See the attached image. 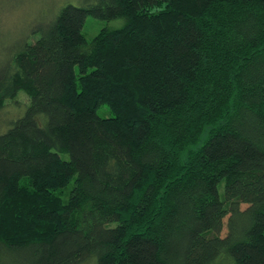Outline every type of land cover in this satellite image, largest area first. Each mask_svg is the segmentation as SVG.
<instances>
[{"label": "trees", "instance_id": "trees-1", "mask_svg": "<svg viewBox=\"0 0 264 264\" xmlns=\"http://www.w3.org/2000/svg\"><path fill=\"white\" fill-rule=\"evenodd\" d=\"M41 30L0 67V111L30 97L0 133V264H264V0L68 3Z\"/></svg>", "mask_w": 264, "mask_h": 264}, {"label": "rangeland", "instance_id": "rangeland-1", "mask_svg": "<svg viewBox=\"0 0 264 264\" xmlns=\"http://www.w3.org/2000/svg\"><path fill=\"white\" fill-rule=\"evenodd\" d=\"M98 0H0V67L7 61L10 53L17 43L27 39L34 41L42 34V28L48 24L68 4L86 6ZM124 24L123 19L111 21L89 18L84 34L87 40H92L102 28H120ZM71 38L66 35V40ZM30 104L27 92L20 90L16 97L8 99L4 108L0 111V127L4 126L5 132L12 126L14 121L24 115ZM102 116H110L111 111L107 106L100 108ZM2 130V129H1ZM67 158V155H64ZM67 194V193H66ZM65 199H67V195ZM228 217L225 219L227 223ZM224 233H226V226ZM89 264V263H84ZM212 264H235L227 255H220Z\"/></svg>", "mask_w": 264, "mask_h": 264}]
</instances>
